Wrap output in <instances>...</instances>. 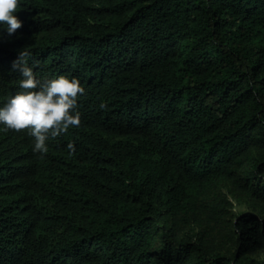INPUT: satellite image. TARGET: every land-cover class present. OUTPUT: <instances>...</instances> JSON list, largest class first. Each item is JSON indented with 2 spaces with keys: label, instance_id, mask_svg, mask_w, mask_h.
Masks as SVG:
<instances>
[{
  "label": "trees",
  "instance_id": "trees-1",
  "mask_svg": "<svg viewBox=\"0 0 264 264\" xmlns=\"http://www.w3.org/2000/svg\"><path fill=\"white\" fill-rule=\"evenodd\" d=\"M20 3L0 103L24 50L85 92L42 156L0 130V264H264V0Z\"/></svg>",
  "mask_w": 264,
  "mask_h": 264
},
{
  "label": "clouds",
  "instance_id": "clouds-1",
  "mask_svg": "<svg viewBox=\"0 0 264 264\" xmlns=\"http://www.w3.org/2000/svg\"><path fill=\"white\" fill-rule=\"evenodd\" d=\"M22 8L20 0H0V37L13 35L23 26L16 14ZM30 51H19L11 62V69L20 75L19 91L0 103V130H27L33 138L32 152L41 156L47 153L46 141L66 133L70 127L79 126L80 113L77 99L85 92L77 77L59 75L40 78L29 64ZM69 151L73 143L67 144Z\"/></svg>",
  "mask_w": 264,
  "mask_h": 264
},
{
  "label": "rangeland",
  "instance_id": "rangeland-1",
  "mask_svg": "<svg viewBox=\"0 0 264 264\" xmlns=\"http://www.w3.org/2000/svg\"><path fill=\"white\" fill-rule=\"evenodd\" d=\"M222 193L227 196V199L230 201V208L228 216L233 218L236 214L245 211H252V207L249 205L245 199L240 198L235 192L230 191L226 183H221L220 186ZM259 258L264 257V252H260L258 255Z\"/></svg>",
  "mask_w": 264,
  "mask_h": 264
}]
</instances>
